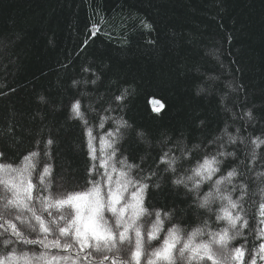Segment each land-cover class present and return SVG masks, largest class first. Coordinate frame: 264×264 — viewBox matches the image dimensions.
Segmentation results:
<instances>
[{
    "label": "trees",
    "instance_id": "1",
    "mask_svg": "<svg viewBox=\"0 0 264 264\" xmlns=\"http://www.w3.org/2000/svg\"><path fill=\"white\" fill-rule=\"evenodd\" d=\"M76 101L87 124L73 118ZM121 120L127 126L120 127ZM117 128L118 136H107ZM256 138L264 140V0H0V163L17 166L39 152L33 184L49 164L51 192L86 190L90 180L100 179V161L115 140V159L138 166L134 179L155 173L146 181L144 206L152 215L143 218L145 231L159 210L161 240L173 225L185 235L205 222V233L219 232L227 227L216 219L220 202L211 211L200 208L196 194L173 180L192 175L205 156L234 153L218 157L223 162L212 178L236 169L227 187L233 200L246 186L242 219L229 232L240 235L229 249L243 248L242 264H251L253 256L264 264L258 255L264 243V144L257 147ZM165 152L180 158L175 173L160 163ZM211 190L212 182L201 184L200 196ZM12 219L30 239L37 237ZM0 233V252L41 251ZM5 239L13 244L5 247Z\"/></svg>",
    "mask_w": 264,
    "mask_h": 264
},
{
    "label": "snow or ice",
    "instance_id": "2",
    "mask_svg": "<svg viewBox=\"0 0 264 264\" xmlns=\"http://www.w3.org/2000/svg\"><path fill=\"white\" fill-rule=\"evenodd\" d=\"M75 83L77 82L74 81ZM123 99V95L116 97L118 101ZM71 111L73 118L87 124L84 114L80 111L79 101L72 105ZM248 115L251 117V112ZM104 119L106 118L101 119V128ZM117 124L120 127L127 126V122L122 120L117 121ZM118 134L119 128L115 132L109 131L107 136ZM91 135L89 130V136ZM229 141L235 142V137L229 136ZM52 143L51 139L47 141V145ZM114 143L116 141L112 140L107 144L111 152L106 160L100 161V167L104 169L102 173L98 172L100 179L90 180L91 187L83 191L51 192L49 164H45L43 170L38 173V186L33 184L32 174L38 163L39 152L28 153L17 166L0 163V201H3L0 204V229L4 233H10L17 243L38 245L41 249L39 253H29L18 252L13 247L7 253L0 252V264H180L182 261L186 264H206L207 261H211V264H242L243 248L229 249V242L240 235V232L237 230L232 235H229V232L236 229L237 222L242 219L240 211L243 209L240 203L246 186L240 185L241 196L233 200L227 187L232 185V178L237 175L235 168L215 181L212 180L220 171V164L223 162L218 157L232 156L234 153L219 151L215 155L205 156L203 161H198L192 169V175L173 180V184H183L190 192L196 194L200 208L211 211L210 205L218 200L221 207L216 219L226 221L227 227L219 232H213L208 228L205 233L207 228L205 222L204 227L193 229L185 235L179 226L173 225L167 229L161 240L160 233L164 230V220L159 210L155 211V220L147 231L144 230L143 223L145 216L152 215L144 206V194L149 187L146 181L155 173L134 179L131 172L138 166L127 164L123 159L116 160V151L112 147ZM253 143L259 147L260 144H264V140L256 138ZM104 144L105 140L101 138L102 152ZM89 147L95 160V148L91 141ZM169 152L160 157V163L166 165L165 171L175 173L180 158L170 156ZM45 155L48 153L45 152ZM182 155L187 158L189 153L182 149ZM252 155L255 159V151ZM3 157L4 153L0 152V158ZM205 182H212L213 190L201 197L200 186ZM232 190L235 191L236 186L233 185ZM233 210H237L235 214ZM169 215L164 213L165 218ZM260 215L264 216V203L260 205ZM12 218L29 232L37 233V237L30 239L16 223H13ZM260 222L264 223V220ZM247 223V220H243L241 226H247ZM205 234L207 239L203 238ZM49 236L55 238L49 239ZM260 237H264V230L260 231ZM153 241L160 243L153 247ZM10 244H13L12 239L3 241L5 247ZM50 249H62L67 254L54 255ZM73 252L76 253L75 257L72 255ZM258 255L264 260V243L259 245ZM251 264H256L255 256Z\"/></svg>",
    "mask_w": 264,
    "mask_h": 264
},
{
    "label": "rangeland",
    "instance_id": "3",
    "mask_svg": "<svg viewBox=\"0 0 264 264\" xmlns=\"http://www.w3.org/2000/svg\"><path fill=\"white\" fill-rule=\"evenodd\" d=\"M180 263H182V262H180Z\"/></svg>",
    "mask_w": 264,
    "mask_h": 264
}]
</instances>
